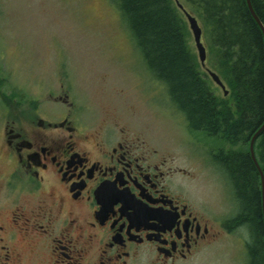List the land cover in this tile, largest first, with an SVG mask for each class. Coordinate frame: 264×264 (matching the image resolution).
Instances as JSON below:
<instances>
[{"label": "flooded vegetation", "instance_id": "af4514ba", "mask_svg": "<svg viewBox=\"0 0 264 264\" xmlns=\"http://www.w3.org/2000/svg\"><path fill=\"white\" fill-rule=\"evenodd\" d=\"M50 97L72 106L63 91ZM2 108L0 264H198L244 227L116 121L89 125L35 101Z\"/></svg>", "mask_w": 264, "mask_h": 264}, {"label": "rangeland", "instance_id": "374dc122", "mask_svg": "<svg viewBox=\"0 0 264 264\" xmlns=\"http://www.w3.org/2000/svg\"><path fill=\"white\" fill-rule=\"evenodd\" d=\"M170 1L197 57L176 4L185 8L184 0ZM208 78L226 99V87L224 94ZM61 91L71 107L50 97ZM3 99L35 101L53 115L70 110L89 125L116 121L170 165L188 170L192 192L213 209L225 216L237 212L230 183L212 159L223 141L188 128L165 84L146 67L115 0H0V112ZM247 239L245 227L222 235L198 264H246Z\"/></svg>", "mask_w": 264, "mask_h": 264}, {"label": "trees", "instance_id": "16d2710c", "mask_svg": "<svg viewBox=\"0 0 264 264\" xmlns=\"http://www.w3.org/2000/svg\"><path fill=\"white\" fill-rule=\"evenodd\" d=\"M115 1L146 67L165 84L188 128L223 141L212 159L232 188L237 212L231 221L247 229L246 264H264L260 176L248 148L264 122V37L246 0H184L201 27L205 67L218 74L226 99L213 92L170 0ZM250 3L264 26V0ZM253 149L264 174V129Z\"/></svg>", "mask_w": 264, "mask_h": 264}, {"label": "water", "instance_id": "95a60500", "mask_svg": "<svg viewBox=\"0 0 264 264\" xmlns=\"http://www.w3.org/2000/svg\"><path fill=\"white\" fill-rule=\"evenodd\" d=\"M247 6L249 8L250 13L252 14V16L254 17V19L256 20V22L258 23V25L261 28V31L263 33V37H264V26L261 23V21L259 20V18L257 17V15L254 13L250 0H246ZM177 6L183 11L184 16L186 18L187 21V25H188V29L192 34V38H193V42L195 45V49L197 52V59L198 62L201 66L205 67V59H206V50H205V46L201 40V27L196 19V17L194 15H192L190 12H188L181 3L176 1ZM206 68V67H205ZM207 71V74L210 76L211 80L218 85L224 92V94L226 93L225 90V85L223 84V82L221 81V79L219 78L218 74L210 69H205ZM264 129V122L261 124V126H259V128L253 133V135L251 136L250 140H249V153L250 156L258 170L259 176H260V191H261V208H262V218H263V223H264V174L256 160V157L254 155V149H253V144H254V140L255 138L259 135V133Z\"/></svg>", "mask_w": 264, "mask_h": 264}, {"label": "bare ground", "instance_id": "6f19581e", "mask_svg": "<svg viewBox=\"0 0 264 264\" xmlns=\"http://www.w3.org/2000/svg\"><path fill=\"white\" fill-rule=\"evenodd\" d=\"M34 105V104H33Z\"/></svg>", "mask_w": 264, "mask_h": 264}]
</instances>
